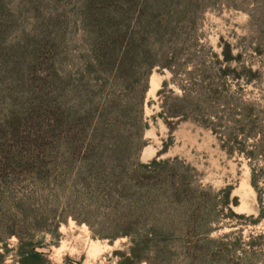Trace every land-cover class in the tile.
<instances>
[{
    "label": "rangeland",
    "instance_id": "1",
    "mask_svg": "<svg viewBox=\"0 0 264 264\" xmlns=\"http://www.w3.org/2000/svg\"><path fill=\"white\" fill-rule=\"evenodd\" d=\"M170 60L181 88L159 67ZM145 80L142 114L120 112ZM210 87L264 104V0H0V264H21L19 241L40 242L42 264H130L135 248L137 264H264L245 159L192 123L151 120L159 90L197 98ZM153 159H176L165 182L189 166L210 187L189 238L115 236L105 172Z\"/></svg>",
    "mask_w": 264,
    "mask_h": 264
},
{
    "label": "trees",
    "instance_id": "2",
    "mask_svg": "<svg viewBox=\"0 0 264 264\" xmlns=\"http://www.w3.org/2000/svg\"><path fill=\"white\" fill-rule=\"evenodd\" d=\"M229 58V55L223 52L222 61L227 63ZM159 67L168 69L172 75L171 80L181 88L174 80L176 72L173 61L161 63ZM151 68H148L146 76ZM245 70L249 78H257L260 73L257 69ZM224 73L222 72V75ZM165 86L166 83H163L162 88ZM193 86L202 88L201 84ZM146 88L145 80L142 81L137 95L132 97L130 93L128 100L119 101L117 105L119 111L135 109L141 115ZM210 88L209 94L197 98H188L182 93L169 99L163 97L162 91L159 90L157 92L159 111L151 116V120L159 118L167 126L174 120L192 123L214 135L220 149L228 156L233 154L242 156L249 168L250 185L257 193L259 221L264 217V104L243 102L238 99L229 103L217 89ZM169 92L174 94L173 91ZM215 104L221 105L222 110L217 111ZM147 126V123L143 124L144 128ZM117 143V157H125L120 140ZM165 148L163 143L161 151H165ZM175 161L176 159L172 160L173 163ZM172 162L169 160L157 162L153 159L147 164H138L133 169L121 166L117 170L105 172L113 178V186L106 195L107 201L112 200L114 203L113 220L117 232L115 236L144 239L141 243L145 245L151 239L189 238L196 231V219L202 213L206 215L205 212L208 211L203 198L209 195L210 187L198 183L195 174L192 173L193 169L189 166L183 167V172L179 176L180 181L176 183L163 181L159 174L160 169ZM25 246L28 249L23 250ZM40 246V242L19 241L18 253L21 264H42L45 261L43 253L36 250ZM257 246L261 245L248 243L249 249ZM138 251V248L130 249L131 256L127 259L130 260V264H137L142 260L137 255ZM168 262L172 264L170 259ZM180 264H198V259L187 257Z\"/></svg>",
    "mask_w": 264,
    "mask_h": 264
},
{
    "label": "bare ground",
    "instance_id": "3",
    "mask_svg": "<svg viewBox=\"0 0 264 264\" xmlns=\"http://www.w3.org/2000/svg\"><path fill=\"white\" fill-rule=\"evenodd\" d=\"M151 88L154 89L156 88V86L158 85V82L156 81V79L154 77L151 78Z\"/></svg>",
    "mask_w": 264,
    "mask_h": 264
}]
</instances>
